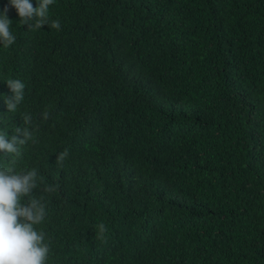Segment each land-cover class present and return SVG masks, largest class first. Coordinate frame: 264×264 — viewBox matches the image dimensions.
<instances>
[{
    "label": "trees",
    "instance_id": "obj_1",
    "mask_svg": "<svg viewBox=\"0 0 264 264\" xmlns=\"http://www.w3.org/2000/svg\"><path fill=\"white\" fill-rule=\"evenodd\" d=\"M7 15L0 133L32 115L16 171L38 170L46 264H264V0H54L59 30Z\"/></svg>",
    "mask_w": 264,
    "mask_h": 264
},
{
    "label": "clouds",
    "instance_id": "obj_2",
    "mask_svg": "<svg viewBox=\"0 0 264 264\" xmlns=\"http://www.w3.org/2000/svg\"><path fill=\"white\" fill-rule=\"evenodd\" d=\"M53 3L54 0H38V7H34L31 0H9V5L0 12V45L9 48L16 41L11 31L12 21L7 15L10 7L18 13L19 24H28L30 30L41 29L44 25L59 30L58 20L49 23V6ZM33 19L34 24L30 23ZM6 83L13 94L5 103L8 111L15 113L24 99L25 84L19 79H8ZM22 118L24 127H16L11 139L0 133V153L11 156L7 166H0V264H46L51 243L37 228L45 220L46 205L42 196L38 198L33 194L39 189L38 170L16 171L17 160L22 155L21 146L33 139V131L28 127L32 115L25 113ZM40 118L47 121L51 113L44 110ZM68 155L67 149L60 152L56 164L62 165ZM41 191L51 193L55 187L46 186ZM97 228V237L103 239L106 226L101 223Z\"/></svg>",
    "mask_w": 264,
    "mask_h": 264
}]
</instances>
